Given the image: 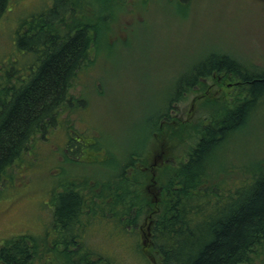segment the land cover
<instances>
[{"label":"trees","instance_id":"1","mask_svg":"<svg viewBox=\"0 0 264 264\" xmlns=\"http://www.w3.org/2000/svg\"><path fill=\"white\" fill-rule=\"evenodd\" d=\"M93 1L53 0L50 8L22 19L8 51L0 52V181L31 140L59 124L61 114L77 100L70 91L93 53L101 30L98 11H109L103 18L104 33L121 4L98 0L94 9ZM8 5L9 0H0V18ZM77 13L81 15L77 22L70 23ZM212 55L222 56L206 57L188 76L182 75L168 99L178 101L197 86L201 91L193 99L196 106L207 112L208 102L216 107L210 121L199 125L185 160L176 165L155 157L153 161L148 147L143 153H129L122 163L115 160V171L108 176L74 172L50 196L53 240L46 227L40 238L21 234L0 245V264H264V159L246 165L244 177L230 185L211 176L224 172L223 166L210 171L211 156L264 102V70L227 53ZM208 76L221 97L203 90L201 79ZM163 115L165 120L167 110L153 121ZM163 122L176 123L175 130L184 125L178 119ZM163 126L159 122L153 136L159 133L164 138L168 133L171 141L174 130ZM82 141L70 137L65 148L75 155L91 146ZM150 186L155 188L154 198L147 194ZM144 213L141 232L136 224ZM95 223L104 226L103 231H90ZM114 231L135 238L130 249L135 258L129 251L115 257L95 246L96 234L97 239L109 235L112 240ZM139 238L145 240L149 257L138 250Z\"/></svg>","mask_w":264,"mask_h":264},{"label":"rangeland","instance_id":"2","mask_svg":"<svg viewBox=\"0 0 264 264\" xmlns=\"http://www.w3.org/2000/svg\"><path fill=\"white\" fill-rule=\"evenodd\" d=\"M119 1V11L104 33L103 18L109 11H98L96 22L101 30L93 53L70 91L77 100L61 114L59 124L31 140L0 181V245L21 234L44 236L45 227L48 229L52 222L50 196L61 190L74 172L88 175L85 170H91L94 177L108 176L115 171V160L122 163L129 153L148 147L153 161L155 157L176 165L185 160L199 125L210 121L216 107L208 102L207 112L196 106V100L191 102L201 91L197 86L187 89L178 101L169 103L168 99L178 79L188 76L206 57L227 53L264 70V0ZM52 3L9 0L0 18V52L8 51L22 19L45 11ZM92 6L98 9L99 1H93ZM79 16L77 13L70 23H76ZM201 80L208 96H222L209 76ZM166 110L165 120L163 115L153 121L158 112ZM173 119L184 125L175 130L176 123L169 126L163 122ZM159 122L161 127L165 124V129L174 130L171 141L168 133L164 138L159 133L153 136ZM70 137L83 138L91 146L72 155L65 148ZM72 142L76 143L74 139ZM259 159H264V102L251 111L248 123L228 135L219 152L211 156L210 171L220 165L224 168V172L211 176L213 180L224 179L228 185L237 183L244 177L246 165H255ZM154 189H146L148 196ZM141 219L136 225L142 232L139 227L147 219L145 213ZM102 228L95 223L90 231L95 230V234ZM96 236L99 250L115 257L129 251L136 257L130 250L136 243L133 236L118 231H114L112 240L109 235ZM141 241L139 238L138 250L142 249Z\"/></svg>","mask_w":264,"mask_h":264},{"label":"flooded vegetation","instance_id":"3","mask_svg":"<svg viewBox=\"0 0 264 264\" xmlns=\"http://www.w3.org/2000/svg\"><path fill=\"white\" fill-rule=\"evenodd\" d=\"M152 196L154 198V192H152ZM51 221H52V219H51ZM53 238H54V232H53V223H52V224H50V228H48V239L53 240Z\"/></svg>","mask_w":264,"mask_h":264}]
</instances>
